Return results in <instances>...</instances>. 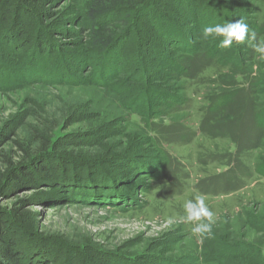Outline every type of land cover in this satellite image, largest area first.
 <instances>
[{
    "label": "rangeland",
    "instance_id": "obj_1",
    "mask_svg": "<svg viewBox=\"0 0 264 264\" xmlns=\"http://www.w3.org/2000/svg\"><path fill=\"white\" fill-rule=\"evenodd\" d=\"M209 1L215 11L202 8ZM81 3L21 0L15 5L25 12L16 16L14 6L5 24L8 30L15 18L11 30L25 35L4 43L21 54L14 69L0 38V149L11 155L34 131L52 129L54 151L69 162L58 169L71 186H15L0 195V214L23 222L37 235L26 238L42 255L47 245L52 252L44 256L55 264H90L98 251L128 256L131 264H264V128L254 115L264 107V59L234 43L209 60V47L222 38L201 39L203 28L238 20L264 38V0H154L148 16L140 5V26L125 29L124 57L119 71L103 73L107 82L96 81L104 59H85L89 30L79 22ZM60 54L67 79L60 73L65 63L53 71ZM188 55V77L176 80L166 60L185 63ZM77 56L81 61L72 63ZM141 60L153 69L147 76L155 96H165L149 99L163 113L166 103L177 106L150 121L130 106L144 77ZM69 76L78 82L64 81ZM223 94L234 102L218 112L213 107ZM214 122L225 135H217ZM197 195L217 217L210 239L194 237L193 225L181 222L184 202ZM85 196L91 201L80 200Z\"/></svg>",
    "mask_w": 264,
    "mask_h": 264
},
{
    "label": "trees",
    "instance_id": "obj_2",
    "mask_svg": "<svg viewBox=\"0 0 264 264\" xmlns=\"http://www.w3.org/2000/svg\"><path fill=\"white\" fill-rule=\"evenodd\" d=\"M20 1L21 0H0V21L2 22L1 26H3L2 29H0V38L3 35L5 38L4 42L2 41L3 43L1 44V53H4L6 56H9L7 61L9 64L7 65L9 69H14L16 66H22L20 61L22 58L21 54H15L12 51L14 53L13 55H16L13 57L12 52H9L10 48L4 45V43L7 42L6 38H10L9 40H12L14 42H21L23 36L25 35L24 32H15L11 30L12 25L15 24V18H13L14 21L12 20L13 22H11L8 30L5 27V24L11 16L12 8H14V6V11L17 12L16 16L22 14L21 10L25 12L26 7H16L15 5V2L19 3ZM219 2L220 4H224L225 0H219ZM152 4H154V0H82V3L79 8L80 11L78 18L79 22H86L87 29L89 30V41L86 42L88 51H86L87 56L85 57V59L90 58L91 61H98L99 58L104 59L102 66L100 65V67L102 68L97 67L99 68L98 70H100L102 74L98 71L100 75H98V80L96 81H110L111 79L105 80L103 78V73H106L105 76H109L107 72L108 70L109 73L112 74L117 70L119 71V64L121 63V60L124 57V47H120L121 43L123 42L121 41V39L127 38L125 35L126 30H131V32H133L136 27L140 26L142 16L140 5L143 6V10H145V13L143 15L148 16L150 13H152V11L156 10L155 5L153 6ZM215 6L217 5L214 3V1H209V3H206L205 6H203L202 8H204V10L215 11ZM29 10L30 9H28L26 12H29ZM114 17H116L115 19L118 18V20L114 22L115 25H111L108 27L107 22ZM34 33H32L31 35L29 34V42L27 44H30L33 41L35 37ZM142 40H145V38H142ZM25 45L26 44H22V46ZM12 48H15V46L13 45ZM219 48L220 42L217 43L215 46L211 45V47H209V60L210 57H212L216 53L218 54L219 52V54H222L224 52L222 51L223 49L219 51ZM136 49V51L138 52L139 48ZM195 51L196 48H193L192 46V48H190L187 53L193 56ZM238 53V50H235L233 53L235 60H239ZM3 60L5 61L4 58ZM55 60L57 61V67L54 66L53 71H59V69H61L59 67H61L62 63L66 62L63 61L65 60V58L62 54H60L59 56L57 55L55 57ZM191 60L192 58L188 55V57H186L185 59V63L172 60L171 58H168V60L166 61L168 62L167 64L171 70L178 72L175 79L179 80V74H181V76L186 75V77H188L190 66L187 67L186 64H190L189 62ZM80 61L81 59H79V56H77V59L73 60L72 63ZM48 62L49 61H47V63ZM142 62L143 60H141V63ZM65 65L66 66H63L64 69H62L60 73L67 79L69 74V66L67 65V63H65ZM141 66L139 71L141 72V74H143L142 76L144 77H141L142 79L141 81H139V84L134 87V97L131 102L132 105L130 106L133 111L142 114L143 117H145L146 121H150L151 118H156V116L166 115L169 110H174L177 106L166 103V105L169 107L168 110L164 113L157 109V107L160 105L152 102V100H150L149 98L163 99L165 98V96H155V94L158 95V92H156L155 89H152L149 86V82L151 80L149 76H147L148 73L151 74L153 72V69L149 68L147 65H143V63ZM110 69L112 71H110ZM71 77L72 76H69V80L64 79V81H68V83H71L72 81L78 82L72 79ZM84 81L85 80H81L80 84H84ZM174 98L175 97H169V99L171 100L178 101V99ZM233 99L234 97L232 95L223 94V96L216 101V104L214 105L213 109L219 110L218 112H221L220 108L224 105L233 103ZM140 101H145V105L135 107V104ZM179 101H181L182 103L183 99L179 98ZM244 101L245 100H243V103H245ZM243 103L237 105V112L241 109V106H244ZM244 111L245 109L243 110V112ZM250 111L254 113V109L251 108ZM254 115L255 117H257L256 119L258 120L257 123L259 124V127L264 128V107L262 108V110L258 111V113ZM214 124L217 126H215L217 130V135H225L223 134L224 129L222 125L220 126L218 123L215 122ZM52 131V129L48 128L34 131V133H32V138H30L29 141L25 142L24 145L17 144L19 149L17 151H14L11 155L4 153L3 150L0 149V161L2 163L0 167V195L5 194V191L10 190V188H13L15 186L20 187V185L36 186L39 184H48L50 188H55L56 190L60 187L66 189L67 187L71 186L68 178L63 177V174H61V171L58 169L59 164H69V162L64 161L67 157H63L59 155L56 151H54L57 143L53 140L54 137ZM119 156L124 157L125 154L119 155L118 153V157ZM128 156L131 157L134 155L130 153ZM118 157H115L113 161L117 160ZM57 170H59L60 172H57ZM50 200L52 199H49L48 202H50ZM80 200H83L84 202L91 201V199L87 196L82 197V199ZM7 214H0V264H55L54 262L52 263V260H50L49 257L44 256L52 252L51 250L47 249V245L43 247L46 249L42 251L44 254L42 255L40 253L41 251H38L39 244H37V248L36 245H33L32 242L26 238L28 232V234L31 236L37 235L33 234L23 222H19L18 220L14 219V217H10ZM22 231H24L25 233L23 234ZM116 255H113L112 253H107L105 251H98L96 255L97 259H91V257H89V260L87 261L90 264H131V258H129L128 256L122 254L117 256Z\"/></svg>",
    "mask_w": 264,
    "mask_h": 264
},
{
    "label": "clouds",
    "instance_id": "obj_3",
    "mask_svg": "<svg viewBox=\"0 0 264 264\" xmlns=\"http://www.w3.org/2000/svg\"><path fill=\"white\" fill-rule=\"evenodd\" d=\"M209 38H222L220 47L230 49L232 45L247 44L254 53L261 59H264V38H257V34L250 32L248 25L243 20L228 22L226 24H217L203 28L201 39L208 41ZM184 216L181 222L193 225L191 233L198 239H210L213 235V226L217 223V217L211 211L203 195H197L194 199H189L183 204ZM176 220L170 217L165 224L171 228Z\"/></svg>",
    "mask_w": 264,
    "mask_h": 264
}]
</instances>
